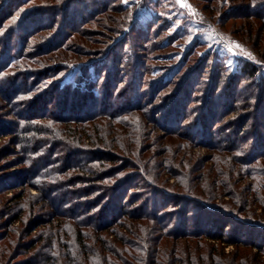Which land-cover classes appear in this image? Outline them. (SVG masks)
I'll list each match as a JSON object with an SVG mask.
<instances>
[{"label": "rangeland", "instance_id": "rangeland-1", "mask_svg": "<svg viewBox=\"0 0 264 264\" xmlns=\"http://www.w3.org/2000/svg\"><path fill=\"white\" fill-rule=\"evenodd\" d=\"M113 1L116 2L110 9L117 13L109 14L112 19L108 17L105 23V28L110 30L78 26L87 40L70 30L66 34L63 49L73 50L77 56L63 60L60 52H50L43 58L37 51L33 54L34 50H25L26 57L7 70L10 80L18 75L20 83L1 87L6 93L19 90L21 96L6 108L0 99V130L7 131L0 134L4 135L0 138V264H59L56 260L66 264V254H72L67 256L69 260L75 259L74 251L80 249L76 223L66 218L77 215L79 207L90 200L81 198L87 187L76 179L81 173L68 169L74 164L85 166V161L93 155L114 154L121 159L118 165L129 166L118 179L129 178V185L136 187L131 193L141 196L133 209L143 207L148 201L158 203L164 190L183 193L185 188L193 187L202 191L198 197L203 200L210 195L219 197L220 204L216 200L215 205L231 203L228 192L218 196L213 191L211 174L213 168L228 173V167H233L235 162L245 174L255 171L264 175V169L259 170L264 168V160L240 168V161L249 163L251 156L264 155V116L257 117L259 109L264 112L262 83L239 75L241 66L249 63L258 68L264 80V39L258 44L255 30L251 39L247 37L248 23L235 19L239 13H250L237 10L243 0L235 3L232 0ZM56 5L51 0H38L27 9L53 13L50 9ZM260 7L255 5L252 10L264 13ZM27 9L14 20L22 19L19 17ZM48 14L36 23L38 27L28 47L34 44L40 48L64 32L60 18L53 27L48 26L52 21L49 15L56 13ZM79 21L75 20V24ZM258 25L255 22L256 29ZM18 36L19 32L14 31L13 43L1 44L0 55L11 54L20 47ZM110 46L111 58L99 61ZM58 64H66L67 68L54 77L47 73L37 78L30 73ZM94 69L99 73L91 76ZM176 72L180 74L175 75ZM27 73L29 77L25 76ZM183 80H186L184 87ZM55 82L70 86V98L65 100L64 91L57 95ZM252 89L254 96L263 95L262 102L257 97L251 99ZM45 92L48 95L43 103L49 105V119L27 124L35 133L21 137L26 140L17 146L12 132L20 121L18 113ZM88 92L97 108L79 114L72 101ZM259 92L262 93L256 94ZM182 96L187 97L185 102ZM176 111H184L183 116L179 118ZM206 113L215 118L209 127L199 123ZM242 117L249 118L245 125L239 122ZM77 118L84 119L77 122ZM73 130L80 132L76 138L66 133ZM250 137L255 140H248ZM33 152L38 154H26ZM245 174L226 181L231 184L228 191L237 194L245 210L241 217L252 221L255 227L244 226L243 239L248 240V247L228 246L224 253L231 264L242 257L251 264H264V207L256 202L264 199V191L255 197L254 191L245 192L249 186L251 190L256 186L259 177L249 179ZM261 177L259 181H264V176ZM70 185H75L74 190H70ZM51 204L59 207V213L66 217L55 216ZM192 207L195 209L194 204ZM168 211L172 213L174 209ZM19 216L21 220L16 221ZM81 219L85 221L83 232L90 243L86 250L89 254L84 258L93 260L92 247L97 251L102 245L97 243L95 225H102L106 218L94 211ZM107 239L112 238L107 236ZM234 239L240 238L236 234ZM253 242L262 248H254ZM182 244L185 248L187 241H181ZM78 258L88 264L83 254Z\"/></svg>", "mask_w": 264, "mask_h": 264}, {"label": "trees", "instance_id": "trees-1", "mask_svg": "<svg viewBox=\"0 0 264 264\" xmlns=\"http://www.w3.org/2000/svg\"><path fill=\"white\" fill-rule=\"evenodd\" d=\"M17 1V3H15V0H0V47L4 41H9L11 44L13 43L15 40L14 31L19 32L17 42H19L20 45V47L11 52V54L4 56L0 55V99L5 102V108L6 106L11 107L12 103L21 96L19 90L16 91V89H13L12 91H8L6 93L7 90L1 86L7 84L12 87L20 83L18 75H15L11 81V75L7 73V70H9V68L12 67L11 65L17 62L20 58L26 57L23 55L25 50H34L31 51V53L37 51L36 53L40 54L43 58H46L50 52H60L59 55L61 54L60 56L63 57V60H68L73 56L78 55V53L73 50L63 49L66 42L65 36L66 34H70L69 30L72 34L75 33L82 36L85 33L78 30L82 25H88L90 27L96 26L98 29H104L107 18L109 17L108 15L112 12L117 13L115 9H110V5L113 2H116L113 0H106L101 3L98 0H95V3L93 0H51L57 4L54 9H50L51 11H54L53 13H49V11H45L44 9H39L37 11L34 9H27L29 4L38 0ZM232 2L235 3L236 0H232ZM259 2L262 1L243 0L239 3V6L236 7L237 10L243 13L250 11V13H246V15L239 13L238 17L235 18L244 19L245 22L248 23L249 28L246 31V36L250 39L253 37V32L255 30V39H258V44L264 39V13H261V10L254 12L252 8L257 5L258 7L261 6L262 8H260L263 10L264 2ZM77 8L79 9L77 10ZM25 9L29 11H25L22 16L19 17L22 19L15 21L14 18L17 14ZM48 13H56V15L50 16ZM46 14L49 15L50 19H52L48 26L53 27L58 22L57 18H60L61 26L63 24L64 32L59 33L53 40L44 42L41 50L40 48L42 45L40 48L39 45L36 46L34 44H32V47H28L29 40L35 36V28L38 27L36 26V23L46 17ZM77 19L80 21L75 24V20ZM109 19H112V17L110 16ZM112 21L115 23V20ZM255 22L259 23L257 29ZM105 29L110 30V28ZM90 37L91 36H89V38ZM87 39L88 38L84 35L83 40ZM23 41L24 45L22 46ZM112 53L113 52H111L110 46L109 50L101 55L103 57L99 59V61L111 58ZM58 65H51L37 72L34 71L30 73L33 76H38L37 78L44 76L47 73L52 74L54 77L67 68L65 67L67 66L66 64L65 66L60 64ZM59 68L60 70H58ZM257 69L258 68L254 65L245 63L241 66L239 75L242 78L247 77L250 81L255 80L258 84L261 82L263 87L262 90L264 91V80L261 76H259ZM66 71H69V68ZM93 71L94 73L90 71L91 76L99 73L98 69H94ZM28 74L29 73L25 74V76L29 77L30 74ZM179 74L180 72L175 73V75ZM213 78L215 80L214 75ZM57 82L53 83V86L58 87L57 95L60 94L61 91H64L65 96H67L65 97V100L70 98V86H63ZM182 82V86L184 87L186 80H183ZM21 83H23V81H21ZM219 84L220 83L217 85ZM79 92L81 93L82 91ZM254 92L255 90L252 89L251 99H253V97H257V100L262 102L263 95L259 97L254 96ZM261 93L259 92L256 94ZM47 95L48 94L45 92L42 97H35L34 100L27 103V107L25 106V109L22 112L18 113L17 116L20 121L17 123V130L12 132L17 139L15 143L17 146L21 145L22 140H26H21V137L27 138V136L33 132L35 133L32 129L33 127L27 124H33L35 121L49 119V105H44L43 103V99H45ZM89 97L90 93L88 92L87 95L83 94L76 99H73L72 102L77 107L79 114L92 112L97 108L93 99H89ZM37 98L39 99L37 100ZM181 98L183 102L187 100V97L182 96ZM69 100L67 101V104L70 102ZM21 106H24V104ZM179 108L181 107L179 106L178 109ZM247 108L249 109V106ZM122 111L124 112L125 109ZM183 112L180 113L179 111H176L175 114L181 118L183 116ZM257 114L258 118L261 115L264 116V112H262L261 109H259ZM201 118L203 119L199 120V123H202V126L204 127H209L215 119L214 117L212 119V115L207 113ZM83 119L84 118H77L76 120L77 122H82ZM248 120L249 118L242 117L239 122L240 124L244 123L245 125ZM22 121H25V123ZM179 121L175 120V122ZM75 130L70 132L67 131L66 133H70V136L76 138L80 132ZM1 132L2 130H0V134H5L7 131ZM3 136L4 135H0V138ZM248 140H255V138L250 137ZM36 146L38 145H33V147ZM25 150L27 152L29 151L28 149ZM26 154L30 155L38 153L33 152ZM72 154L77 155L75 153ZM120 160V157L117 155L102 153L101 155H93V157L86 160L85 166L74 164L68 169V172L72 171L74 173H81V175L76 177V179L80 185L85 184L87 186L85 187V190L83 191L84 195L81 198L90 201H88L85 206L79 207L77 215H68L66 218L74 220V223H76L75 234L77 244L80 248L79 250L74 251L75 259L69 260V257L67 256H71L72 254H66L67 256L64 257V259L66 258V264H85V261L83 262V260L78 258V256H81L82 254L83 258L88 256L87 254H89V252L86 250H89L90 243L86 239V233L83 232V228H86V225L84 224V219L81 218L85 216V214H90L94 211L103 214L106 219L102 225H95V227H97L96 229L94 228L96 230L95 233L97 236V243L99 244V242H101L102 245L97 248V251L94 246L92 247L94 251L93 260L89 257L84 258L88 260V264H231L229 256L224 253V248L233 245L244 247L249 246L248 240L243 239L246 235L245 227L248 226L251 228L253 226L255 227V225H252V221L241 217L245 210L242 205L240 206L241 202L239 197L236 193L233 194L231 191H228L229 185H231L228 181H232L235 175H241V173L245 174L244 171L239 169L238 162H235L233 167H228V173H221L213 168L211 174L213 180V191H216L219 194L218 196H223L225 192H228L227 194H229L232 198L231 203H222L220 206L218 204L215 205L213 202L219 200L220 204V199L219 197H212L210 195L207 196V200H203L201 197H198L202 194V191H200L198 187H193L185 188L183 193H171L164 190L165 192H160L162 197L158 203H151V205L148 201V203L143 207L133 209L140 201L141 196L131 193L133 190H136V187L129 185V178L126 180L123 178L118 179L121 174L129 169L127 164L118 165ZM248 160L249 163H242V161L239 160L241 162L240 168L244 165L250 166L252 164L262 162L264 160V155L257 154L251 156ZM32 165L35 166V160ZM263 169L264 168L259 169L260 172ZM247 173L248 174L245 175H247V178L249 179H251V177L259 176L256 179V186L253 187L252 190L251 186L245 190V192L254 191L255 197L256 194L264 191V181H259V179L262 178L261 176L264 175L255 171H251L250 173L248 171ZM172 177L175 178V175ZM226 179L228 181H226ZM69 187L70 190H74L73 187H75V185H70ZM77 191L78 189L74 192ZM256 202L260 204V207H264V199L256 200ZM193 204L195 205V209L192 207ZM64 205L66 204L64 203ZM51 206L56 212L54 214L55 216L63 218L66 217L59 213V207H55L54 204H51ZM55 208L57 210H55ZM171 208H173L174 211L169 213L168 210ZM20 220L21 217H17L16 221ZM190 222L192 223L191 226L189 225ZM136 223H139V225H136ZM71 227L74 226L71 225ZM118 228L125 231V233H120V231L117 230ZM236 234L239 236V240L234 239ZM107 236H110L112 239L108 240ZM184 240L187 241L185 248L183 247V244L181 245V241ZM149 244H152L153 248L149 249L147 247ZM221 244L224 246L221 247ZM253 245L254 248H262V246H259L256 242H253ZM82 250L85 251L81 252ZM56 261L60 264L59 260ZM233 264L251 263L247 261L245 257H242L238 260V262H234Z\"/></svg>", "mask_w": 264, "mask_h": 264}, {"label": "snow or ice", "instance_id": "snow-or-ice-1", "mask_svg": "<svg viewBox=\"0 0 264 264\" xmlns=\"http://www.w3.org/2000/svg\"><path fill=\"white\" fill-rule=\"evenodd\" d=\"M237 47H239V45H237Z\"/></svg>", "mask_w": 264, "mask_h": 264}]
</instances>
